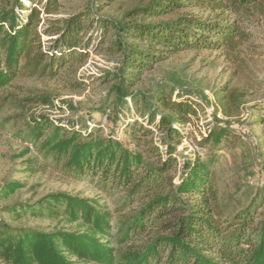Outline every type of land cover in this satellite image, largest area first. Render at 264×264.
Instances as JSON below:
<instances>
[{
    "label": "trees",
    "instance_id": "1",
    "mask_svg": "<svg viewBox=\"0 0 264 264\" xmlns=\"http://www.w3.org/2000/svg\"><path fill=\"white\" fill-rule=\"evenodd\" d=\"M115 1L93 0L86 8L61 16L62 0H0V94L20 78H65L71 88H80L78 70L92 51L101 48L121 56L119 70L130 72L132 86L176 54L225 48L233 52L250 35L239 18H221L226 13H251L264 2L146 0L127 11V21L98 15ZM195 9L215 15H200ZM222 91L235 107L237 96L227 86ZM112 95L118 109L113 121L120 120L127 96L137 113L130 121L124 119L127 141L112 133L36 119L27 142L32 148L39 146L44 166L51 164L72 179L89 181L103 200H115L114 208L96 198L62 191L34 203L7 205L3 210L15 220H62L81 229L48 231L13 227L0 220V261L264 264L263 188L249 206L229 217L214 179L217 151L235 135L231 123L218 121L208 128L199 144L204 148L210 144L211 149L179 164L177 145L186 137L184 126L198 115L197 100L185 91L174 96L164 87L144 93L117 85ZM9 98L0 95V105ZM255 121L264 122V114ZM156 131L161 133L159 143L154 140ZM21 187L19 181L7 183L0 196L7 199Z\"/></svg>",
    "mask_w": 264,
    "mask_h": 264
},
{
    "label": "rangeland",
    "instance_id": "2",
    "mask_svg": "<svg viewBox=\"0 0 264 264\" xmlns=\"http://www.w3.org/2000/svg\"><path fill=\"white\" fill-rule=\"evenodd\" d=\"M92 1L62 0L59 15L82 10ZM144 1L117 0L104 6L98 15L127 21V11ZM195 11L204 16L215 15L199 9ZM236 17L250 36L235 51L225 48L176 54L145 72L135 86L130 84L133 81L130 72L119 70L121 56L107 48L92 51L88 62L80 67L77 74L82 77L80 88H71L65 78L15 80L0 94L10 95L7 102L0 105V190L13 181L23 183V187L7 199L0 196V220L13 227L48 231L81 229L77 224L70 225L62 220L32 217L15 220L3 210L13 203H34L56 191L96 198L110 209L114 208L115 200L110 197L103 200L94 184L72 179L51 164L44 166L39 146L32 148L27 141L35 129L36 119L64 124L65 127L73 124L78 130H93L102 135L112 133L127 141L129 134L125 123L137 113L131 97L127 96L128 104L123 106L120 120H112L113 113L118 111L112 95L117 85L128 92L144 93H153L158 87H164L174 96L185 91L197 100L198 115L184 126L186 137L177 145L179 164L186 157L193 159L211 149L210 144L205 148L199 144L208 128L214 127L218 121L230 122L235 135L230 143L222 144L217 151L214 179L227 216L232 217L249 206L261 188L264 193V122L255 121L264 114V2L258 8H252L251 13L239 16L226 13L221 19L232 21ZM43 38L47 39L46 36ZM224 86L237 96L235 107L224 99ZM106 109H110L108 114ZM139 122L147 123L141 119ZM160 136L161 133L156 131L154 140L157 143ZM178 181L177 174L175 182ZM0 264L5 263L0 261Z\"/></svg>",
    "mask_w": 264,
    "mask_h": 264
}]
</instances>
